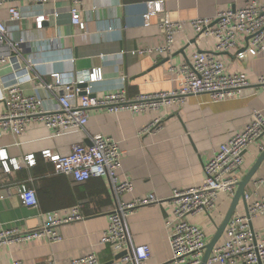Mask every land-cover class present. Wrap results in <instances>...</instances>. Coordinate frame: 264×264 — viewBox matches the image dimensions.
<instances>
[{"label": "crops", "instance_id": "0c3cea01", "mask_svg": "<svg viewBox=\"0 0 264 264\" xmlns=\"http://www.w3.org/2000/svg\"><path fill=\"white\" fill-rule=\"evenodd\" d=\"M149 1L157 0H84L83 31L70 23L69 0H48L42 4L10 1L9 4L18 6L23 18L10 21L3 7L0 19L11 28L13 38L22 41L23 53L30 55L37 64L35 71L46 79L50 72L78 78L93 67L101 68V79L91 84L97 97L121 87H126L129 98L141 93L172 91L179 82L175 70L196 50L214 53L227 63L229 72L244 73L250 83L243 91L244 97L212 102L209 95L202 93L139 113L126 110L112 113L104 107H96L89 110L84 130L56 134L43 122L34 121L17 137L7 133L0 136V149L5 150L7 162L16 159L20 163V168L10 167L9 171H4L0 161V232L16 229L21 233L40 228L46 213L52 211L61 214L77 207L82 216L55 227L59 241L39 237L1 243L0 264H13L16 260L25 264L68 263L89 253H94L102 264L116 261L119 258L116 250L111 245L99 244L108 216L120 203L149 194L162 202L137 206L126 215L128 247L147 244L150 248L148 264L167 262L171 256L169 237L173 232V207L169 199L173 190L201 185L204 164L213 152L244 129L253 110L261 111L264 116V85L256 83L258 77L264 75V57L244 52V38L238 39L237 48L226 52H214L215 40L211 36H202L190 43L195 34L188 23L196 18L213 17L220 10L243 7L254 0H161V11L152 15L150 24L144 27L143 14ZM44 13H56L57 17L44 22L41 29L35 28L33 18ZM166 16L183 22L170 52L157 51L165 45L158 25ZM138 50L152 51L130 53ZM14 74L9 63L0 64L3 94L7 85L17 78L26 94L44 97L46 107L54 102L38 88L31 69ZM61 91L57 88L55 92ZM4 109L5 102L0 100V113ZM154 119H159V126L142 133ZM96 134L118 143L122 158L117 182L130 181L131 191L116 194L106 176L75 182L69 176L54 174L50 161L41 155L44 150L67 155L73 144L88 145ZM263 149L264 134L244 152L241 179ZM30 154L35 157L32 167L22 162L23 157ZM263 178L264 160L244 188L249 202L264 198V184L260 182ZM22 182L36 190L38 208L26 205L16 194L15 187ZM232 198V194L221 191L215 208L208 214L187 216L190 223L203 228L207 243L223 221ZM245 211L246 204L240 200L234 212L243 214ZM251 227L258 239L263 238L264 214L256 215ZM222 237L223 234L217 243Z\"/></svg>", "mask_w": 264, "mask_h": 264}, {"label": "built area", "instance_id": "2783aa9c", "mask_svg": "<svg viewBox=\"0 0 264 264\" xmlns=\"http://www.w3.org/2000/svg\"><path fill=\"white\" fill-rule=\"evenodd\" d=\"M45 3L48 0H0V8L5 7L10 21L23 18L18 6L9 2ZM68 14L70 23L79 31L85 29L81 18L84 0H69ZM162 1H149L143 14V26L150 24V18L161 11ZM56 13L39 14L33 18L35 28L41 29L44 22L54 21ZM195 37L211 36L215 40L214 52H226L238 47V39L246 40L242 48L250 56L264 57V0H254L240 8H229L217 11L213 17L196 18L188 21ZM183 27V22L165 17L158 25V30L165 38V45L157 51L170 52L176 33ZM21 40L11 35V28L0 19V64L9 63L13 76L31 69L38 82V88L52 98L54 102L45 106L44 97L37 94H26L17 78L1 89L0 100H4L5 109L0 113V136L10 134L19 136L25 127L34 121H41L56 134L69 130H84L89 117V110L104 107L109 112L129 111L139 113L156 110L182 102L186 96L205 93L212 102L225 101L244 97V89L250 83L244 73H233L227 70V63L213 54L194 51L191 57L178 67L179 80L175 89L168 92L144 94L129 98L126 87L106 93L101 97L93 94L91 84L102 77V70L93 67L90 71L78 75V78H65L58 72L48 73L46 79L35 71L37 64L30 55L21 49ZM152 50L130 51V53H148ZM174 68H172L173 70ZM82 83L86 87H79ZM264 85V75L256 82ZM61 88V93L56 89ZM83 92V94H82ZM159 126V119H154L142 133L151 132ZM264 134V116L259 110H253L250 120L244 129L230 137L216 149L203 167L204 178L201 185L186 189H175L170 196L172 205L173 232L169 237L171 256L163 264H200L205 253L206 239L202 227L190 223L188 215L209 213L215 208L219 192L234 194L236 185L241 180L240 170L244 162V152ZM43 158L50 161L54 174L69 176L75 182H84L95 177H108L116 194L132 190L128 180L117 182L121 165L122 152L118 143L110 137L96 134L90 144L75 143L67 155H60L50 150L41 152ZM0 161L4 171L20 168L16 159L7 162V154L0 149ZM22 162L29 167L35 164V157L30 154ZM11 167V168H10ZM264 184V178L260 180ZM16 194L23 202L33 208L39 207L36 190L25 182L16 185ZM246 211L243 214L233 212L223 232L222 241L212 249L206 264H264V237L258 239L251 227L256 215L264 214V198L249 202L244 194ZM162 200L154 194L137 197L129 202L117 205L108 216V224L103 231L99 244L111 245L117 253L124 252L116 261L109 264H148L150 248L147 244L128 247L129 236L125 217L137 206L159 204ZM78 208L59 213H46L42 226L28 232L16 229L0 232V244L10 240H30L47 237L50 241H59L60 236L55 227L81 219ZM13 264H25L16 260ZM55 264H102L94 253L81 255L68 263Z\"/></svg>", "mask_w": 264, "mask_h": 264}, {"label": "water", "instance_id": "95a60500", "mask_svg": "<svg viewBox=\"0 0 264 264\" xmlns=\"http://www.w3.org/2000/svg\"><path fill=\"white\" fill-rule=\"evenodd\" d=\"M196 40V37L191 39L190 43H194ZM83 85H79V87H82ZM264 160V149L261 151V153L259 154V156L257 157V159L255 160L253 166L251 167V169L243 176V178L238 182V184L236 185V189L234 191L233 194V198L231 201V204L229 206V209L223 219V221L221 222V224L217 227L215 234L213 235V237L210 239V241L206 244L205 247V253L203 255L202 261L200 264H206L207 259L209 257V255L212 252V249L214 248V246L216 245V243L218 242V240L220 239V237L223 234V231L231 217V215L233 214V212L235 211L236 205L237 203L241 200L245 203V198H244V188L246 186V184L252 179L255 170L258 168V166L260 165V163ZM122 253H118L117 257H120Z\"/></svg>", "mask_w": 264, "mask_h": 264}]
</instances>
